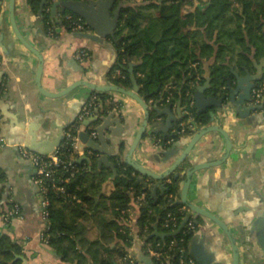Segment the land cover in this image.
I'll list each match as a JSON object with an SVG mask.
<instances>
[{
    "label": "crops",
    "instance_id": "0c3cea01",
    "mask_svg": "<svg viewBox=\"0 0 264 264\" xmlns=\"http://www.w3.org/2000/svg\"><path fill=\"white\" fill-rule=\"evenodd\" d=\"M7 4L8 0H2L0 5L3 22L0 34L4 32L3 37H0V44L4 46V48L0 47V85L2 86L0 133L5 138V143L0 148V234L8 235L20 246L19 264H105L108 250L119 245L115 232L108 227V222L115 218V214L107 206L88 211L87 217L77 218L79 237L82 238L83 244L77 248L85 253L83 258H77L73 253L65 256L60 242L50 245L39 235L46 226L42 215V196L35 182V166L32 161L21 156L20 148L44 151L51 148L67 129L77 128L78 131L83 121V119L79 120L81 109L93 91L85 86H77L59 97H49L41 92L36 83L39 59L22 44L12 30ZM116 6L114 3L112 11ZM35 15L27 0H15V19L18 29L44 57L40 75V84L44 90L60 92L78 79L104 84L116 83L114 79L123 77L116 55V43L120 38L116 32L115 38L106 36L103 40L97 41L79 36L78 32L67 29L61 22L55 25L45 24ZM41 31H45V35L50 37L49 46L40 39L43 37ZM76 48L86 49L88 56L85 61L80 62L73 56ZM249 57L250 68H253L252 59L260 60L264 64V53L254 55L252 52ZM140 62L133 60L131 63L136 65ZM209 63L210 61H205L201 73L203 80L194 86L193 92L190 93L192 101L189 103L181 97L171 99V91L175 88L173 76L156 97L151 96L152 93L149 92L142 93L138 85V93L145 97L153 114L152 121L156 120L157 124L150 129L147 128L133 155L136 161L159 173L166 170L182 151L193 132L186 124V119L170 127L166 123L169 117L168 110L173 115L181 112L186 114L190 111V107L194 105L196 87L202 85L207 77H212ZM226 63L236 69L242 66L236 65L235 60L231 59ZM79 65L83 68L80 69ZM210 85L205 90L206 96L217 90L212 78ZM126 88H132V85ZM99 96L105 112L115 109L123 119L122 127L129 126V135L125 137L118 151L120 156L115 155L110 158L113 163L114 159L124 161L129 144L143 119V109L136 100L120 92H100ZM156 102H158L157 107L166 112L161 114L159 119H155L158 115L153 110ZM227 112L228 117L224 119L225 113L221 112L215 121L218 124L222 123L229 132L234 147L222 164L193 173L187 196L189 201L217 214L228 224L236 236L239 250L238 264H264V248L260 243V241L264 242V109L253 111L247 117H240L232 109ZM203 116L207 117V112L203 113ZM207 121L208 117L200 125H206ZM182 138L186 143L179 148L172 160L163 162L165 155L162 151ZM224 149L223 137L217 132H210L196 142L195 151L190 157L197 153L198 161H212L219 158ZM81 158L90 162L95 159L97 163V157L82 156ZM190 165L191 163H186L178 169L179 172ZM102 166L111 168L104 164L98 168ZM111 170L112 175L102 184L100 194L109 195L114 189L116 176L112 178L114 172L112 168ZM139 175L138 173L137 178ZM172 178L169 176L164 181L168 182V179L172 181ZM146 180L152 197L157 200L165 189H161L159 183L153 179L146 178ZM179 180L180 194L184 179L180 176ZM138 183L146 188L141 182ZM152 184L156 185V195L152 193ZM144 193L131 197L128 216L122 217L120 221L125 220L128 226H134L140 207L137 200L138 197L143 199ZM179 194L174 195V203ZM13 202L19 205L21 216L6 221L4 214ZM194 216L197 226L189 240V251L194 242L201 246L213 263L232 264V247L222 229L203 215L194 213ZM155 226L157 228V224ZM143 245V238L135 233L130 254L136 256L137 248L146 253L149 245L145 249ZM113 264H121V259H117Z\"/></svg>",
    "mask_w": 264,
    "mask_h": 264
},
{
    "label": "trees",
    "instance_id": "16d2710c",
    "mask_svg": "<svg viewBox=\"0 0 264 264\" xmlns=\"http://www.w3.org/2000/svg\"><path fill=\"white\" fill-rule=\"evenodd\" d=\"M27 2L32 12L38 14L41 0ZM118 3L127 5L120 10L116 30L120 37L116 55L123 77L114 81L124 87L132 85L128 71L130 63L141 61L134 66V74L142 93L149 92L156 97L173 76L175 88L171 91V99L181 97L189 103L194 86L203 80L201 73L205 61H210L211 78L217 88L220 80L230 75L227 60H235L239 66L249 65L252 52L254 55L264 53V0H116L115 5ZM65 14L79 17L71 11ZM43 15L49 18L47 11ZM63 23L70 30L65 20ZM190 110L195 115L192 106ZM206 118L203 114L199 116L203 122ZM114 164L117 174L109 195L100 194V191L112 170L108 166L98 168L95 159L70 183L71 188L77 187L79 202H66L50 194L48 244L60 242L65 256L73 253L83 258L85 253L77 248L83 245L77 218L87 217L88 211L107 206L115 214L108 227L115 232L119 245L108 250L105 264H113L117 259H121V264H128L124 256L130 253L135 233L143 238L144 249L147 245L156 248L157 242L167 245L173 238L178 239L177 246H188L193 230L164 237L153 234L155 224L160 234L170 231L163 226L169 211L177 215L180 222L183 220L185 213L180 210L181 205L169 197L179 194V178H172L170 183L164 181L165 190L155 200L151 190L137 182L138 173L133 167L118 159H114ZM142 192L145 193L134 226H128L120 219L128 216L131 197ZM168 253L169 258L162 262L155 257L152 259L157 264L168 261L183 264L177 247ZM20 254V246L8 235L0 234V264H19ZM146 254L149 255L147 251Z\"/></svg>",
    "mask_w": 264,
    "mask_h": 264
},
{
    "label": "water",
    "instance_id": "95a60500",
    "mask_svg": "<svg viewBox=\"0 0 264 264\" xmlns=\"http://www.w3.org/2000/svg\"><path fill=\"white\" fill-rule=\"evenodd\" d=\"M115 1L116 0H41L38 14H36L35 16L45 24L55 25L56 23H60L59 16L61 14L65 13L66 11H71L82 18L89 27L90 32H78L77 34L88 39L100 41L103 40L106 36L115 38V32L118 27L120 18V10L122 7L127 5L125 3H118L115 9L112 11V7ZM1 4L2 0H0V5ZM7 11L9 21L15 35L22 42V44L28 50L37 55L39 59V66L36 74V83L44 95L49 97H59L77 86H85L91 91L96 92H120L130 96L140 104L143 109V119L131 143L129 144L127 152L124 156V162L133 167L140 174L137 178V181L141 182L146 187L149 186L146 178L157 181L160 188L165 189L163 185L164 179L169 176H172L173 178H179L180 176L183 177L184 181L181 186L179 197L176 199L175 204H185L195 213L203 215L216 223L230 241L232 247V264H238L239 250L236 236L234 235L228 224L217 214L189 201L187 194L193 173L201 169H206L222 164L228 158L231 149L234 147L229 132L223 127L222 123L218 124L215 121L218 114L221 112L222 114L227 113L226 115L223 114L225 119V117H228L227 111L232 109L240 117H247L253 111L264 109L263 102L256 103L254 102L252 97V90L254 86L259 81L264 79V64H262L260 60L257 61L255 59H252L253 68H250L248 65H242L241 68L236 69L233 66L229 65L230 75L222 78L220 86L215 88L217 90L213 91V93L209 94L208 96L205 95V90L211 86V78L210 76L207 77L206 81L202 85H198L194 92L193 108L195 115H193L192 110H190L186 114H182L181 112L178 115H173L170 110H168L169 117L166 120V123H168V125L171 127L174 123L186 119V124L190 126L189 129L191 132H193V135L187 141V143L185 139L182 138L174 141L167 150L162 151V153H164L165 155L162 161L168 162L172 160V158L178 153L179 148L186 143L182 151L167 167V169L157 173L133 158V155L137 147L140 145V142L144 137L147 128L150 129L157 124L156 120L152 121L153 114L148 103L145 100V97L139 95L138 93L139 88L133 71V67L135 64L130 63L128 67V71L132 81V88L122 87L116 83L100 84L88 79H78L60 92H48L44 90L40 84V75L44 63L43 54L38 48L29 43L18 29L15 19V0H8ZM46 11L49 13L48 19H45L43 15V13ZM2 23V15H0V27H2ZM41 32V35L43 37L40 39L46 46H49L50 37H47L45 35V31ZM3 35L4 32L2 31L0 37H3ZM0 47L4 48L2 43L0 44ZM79 67L80 69L83 68L80 65ZM147 95H149V93ZM157 104L158 102H156L153 106V110L156 111L158 115L155 119H159V116L161 114L166 113L165 111H163L164 109L157 107ZM205 112H207L208 123L201 126L200 124L204 122L199 119V116ZM122 121L123 119L119 117L115 109L111 112H105L102 105H100L96 110H94L91 116L83 119L82 124L77 131L79 146L81 148L91 149L98 154L97 163L99 167L102 164L111 166L114 172L112 178L116 176L117 171L114 167V163L110 161V158L115 155L120 156L118 151L122 146L125 137L129 135V126H126V128L122 127L124 125ZM89 126L92 127V129L95 131V135L91 134L90 129H88ZM210 132H217L223 137L225 141V149L223 154L219 158L212 161H198L197 153H194L193 157H190V154L195 151L194 146L196 142L203 135ZM63 136L64 135L62 133V135L59 136V138L51 148L39 152H52L54 148L60 144ZM186 163H191V165L183 169V171L180 173L178 169L182 166H185ZM151 186L153 195H156V185L152 184ZM186 220L187 217H185L181 221L179 227L176 230L164 234L158 233L155 226L153 234L161 237L175 235L179 233L180 230L184 227ZM252 225H254V222L252 223ZM260 243L264 248V242L260 241ZM191 245L192 248L190 252L200 264H215L212 262L210 256L204 253L201 246L194 242H192ZM136 258L142 264H157L156 262H154L151 256L144 253L140 248H137L136 250ZM167 264H171L170 261H168Z\"/></svg>",
    "mask_w": 264,
    "mask_h": 264
},
{
    "label": "built area",
    "instance_id": "2783aa9c",
    "mask_svg": "<svg viewBox=\"0 0 264 264\" xmlns=\"http://www.w3.org/2000/svg\"><path fill=\"white\" fill-rule=\"evenodd\" d=\"M70 30L75 32H86L89 31L88 25L80 17L74 18L71 14H66L64 17ZM73 56L76 57L80 62L85 61L88 56V52L84 48H76ZM2 92V86L0 85V93ZM100 92L93 91L88 101L84 104L81 109L79 120L91 116L100 105H102V99L99 96ZM252 97L254 102L264 103V81H259L252 90ZM91 134L95 135V131L92 127L89 128ZM5 143V138L0 133V148ZM20 154L22 157L29 159L35 166V182L38 185L41 192V206L42 215L46 221L45 228L40 232V237L44 242H48L49 228H50V194H56L66 202L80 201V197L76 192V188H71L70 183L76 178L77 175L83 172L89 164L82 156L97 157L98 154L88 148H81L79 146V138L77 134V128H70L64 132L63 140L61 143L54 148L52 152L40 153L28 149L27 147L20 148ZM168 183L171 179L167 180ZM142 197V196H141ZM172 202L174 201V195H169ZM142 198L138 197L137 202L140 204ZM180 210L185 214L183 219L187 217L184 227L180 230L183 233L194 230L196 227L194 220V211L188 208L185 204H180ZM20 207L17 203L13 202L9 209L5 212L4 218L9 221L12 217H20ZM182 221V220H181ZM180 219L173 212H167L166 219L163 222L165 228H169L170 231L176 230L180 225ZM176 235V234H175ZM183 241V237L180 238ZM178 239L173 238L166 244L157 242V247L152 248L148 246L147 252L149 256L155 257L158 260L168 259L170 254L168 250L177 247V251L180 254V261L183 264H200L194 256L190 253L188 246L180 245L177 246ZM124 259L128 264H142L136 256L128 253L124 256Z\"/></svg>",
    "mask_w": 264,
    "mask_h": 264
},
{
    "label": "flooded vegetation",
    "instance_id": "af4514ba",
    "mask_svg": "<svg viewBox=\"0 0 264 264\" xmlns=\"http://www.w3.org/2000/svg\"><path fill=\"white\" fill-rule=\"evenodd\" d=\"M65 13L60 15V22L63 23L64 22V17H65ZM64 24V23H63Z\"/></svg>",
    "mask_w": 264,
    "mask_h": 264
},
{
    "label": "rangeland",
    "instance_id": "374dc122",
    "mask_svg": "<svg viewBox=\"0 0 264 264\" xmlns=\"http://www.w3.org/2000/svg\"><path fill=\"white\" fill-rule=\"evenodd\" d=\"M264 80V79H263Z\"/></svg>",
    "mask_w": 264,
    "mask_h": 264
}]
</instances>
